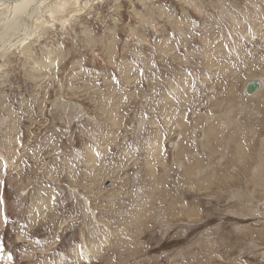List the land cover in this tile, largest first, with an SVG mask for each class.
Listing matches in <instances>:
<instances>
[{"label": "rangeland", "instance_id": "374dc122", "mask_svg": "<svg viewBox=\"0 0 264 264\" xmlns=\"http://www.w3.org/2000/svg\"><path fill=\"white\" fill-rule=\"evenodd\" d=\"M53 26L0 60V264H264V0Z\"/></svg>", "mask_w": 264, "mask_h": 264}, {"label": "bare ground", "instance_id": "6f19581e", "mask_svg": "<svg viewBox=\"0 0 264 264\" xmlns=\"http://www.w3.org/2000/svg\"><path fill=\"white\" fill-rule=\"evenodd\" d=\"M92 1L93 2L90 3V0H80V4L78 6L73 4L69 7L61 8L59 0H47V2H45V0H0V32L6 34L8 32L10 33L14 25L19 20L25 25V28L22 30V32L8 35L6 37L8 42H5L4 39L6 38L0 39L3 40L0 43V60H3L5 56L10 55L16 50L21 49L20 51L22 53H28L30 51L31 44L29 40L36 36L37 30L42 29L44 25L45 27H48L57 23L62 24L64 27L68 21L73 20V18L76 16L79 17L84 15L86 11L91 8V6L98 4L96 0ZM42 12L43 15L45 14V16L48 17L53 24H45L44 21H41V18L43 17L39 16V18L38 14L40 15ZM46 22L48 23L47 20ZM28 25H31V29H29V31L27 30ZM43 30L44 29L41 31ZM33 65L34 72L42 75L44 68L41 67V64L33 61ZM254 88L255 87L252 86V90H254ZM254 93L255 92H253V94Z\"/></svg>", "mask_w": 264, "mask_h": 264}, {"label": "snow or ice", "instance_id": "6c2138e0", "mask_svg": "<svg viewBox=\"0 0 264 264\" xmlns=\"http://www.w3.org/2000/svg\"><path fill=\"white\" fill-rule=\"evenodd\" d=\"M45 2H47V0H45ZM60 2V7H69L73 4H75L76 6H78L80 4V0H59ZM97 3H103V0H96ZM2 202V201H0Z\"/></svg>", "mask_w": 264, "mask_h": 264}, {"label": "water", "instance_id": "95a60500", "mask_svg": "<svg viewBox=\"0 0 264 264\" xmlns=\"http://www.w3.org/2000/svg\"><path fill=\"white\" fill-rule=\"evenodd\" d=\"M256 83L257 82L246 84L244 92L247 96H251V94H253L254 91L252 90V86H254Z\"/></svg>", "mask_w": 264, "mask_h": 264}]
</instances>
